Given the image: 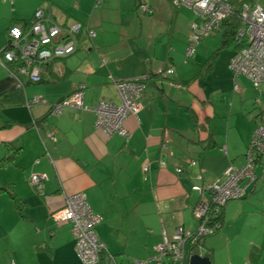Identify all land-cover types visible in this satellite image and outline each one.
Listing matches in <instances>:
<instances>
[{"label": "crops", "instance_id": "crops-1", "mask_svg": "<svg viewBox=\"0 0 264 264\" xmlns=\"http://www.w3.org/2000/svg\"><path fill=\"white\" fill-rule=\"evenodd\" d=\"M10 1L12 8L7 0L0 3V50L8 29L30 22L44 6H51L57 23H80L95 37L84 31L76 53L60 62L62 77L45 73L41 83L24 80L18 87L0 65V160L8 148L16 150L12 163L0 167V187H10L22 202L21 216L11 199L0 193V264H82L74 251L70 225L52 216L64 206L65 196L77 192L101 217L95 228L106 248L100 264H141L153 257V247L163 237L171 239L179 227L194 232L192 210L199 196L193 186L220 179L229 166H243L252 133L264 123L263 109L248 101L247 86L217 87L216 50L207 57L210 68L198 66L192 73L177 67L180 60L171 51L175 25L167 45L159 44L160 50H167L160 56L152 36L141 41L140 29L137 40L136 33L128 34L126 21L109 22L110 13L121 12L112 9L113 0ZM142 1L134 0L136 9L144 5L150 12H143L153 17L167 13L172 24L184 9L175 10L171 0H160L154 10L152 0L150 5ZM191 13L190 24L196 19ZM117 30L119 37H115ZM188 39L189 35L185 48ZM210 43H205L208 50ZM231 47L230 58L236 52L235 45ZM169 67L173 75L152 79L155 84L146 88L137 115L124 120L127 140L107 136L95 127L93 111L99 101L120 104L117 81L143 78ZM168 79L170 83L164 82ZM79 84L86 86L83 105L89 110L65 108L58 117L50 115V105L69 96ZM34 95L46 104L27 107L26 101ZM146 161L149 172L144 178ZM35 173L45 176L42 194L29 181ZM256 228L264 237V181L249 184L241 200L226 204L221 231L201 241L199 255L209 257L211 264H236L235 252L240 253L237 264H261L264 249L248 234ZM107 254L113 257L109 261Z\"/></svg>", "mask_w": 264, "mask_h": 264}, {"label": "built area", "instance_id": "built-area-1", "mask_svg": "<svg viewBox=\"0 0 264 264\" xmlns=\"http://www.w3.org/2000/svg\"><path fill=\"white\" fill-rule=\"evenodd\" d=\"M6 1V0H2ZM101 0L98 1V3ZM174 8L191 10L196 19L190 24V35L186 48L187 58H192L198 44L212 32H216L220 24L230 15L237 12L239 28L236 39L238 48L232 57L229 68L235 76L245 75L260 88L264 95V0H171ZM237 5V6H236ZM146 11H150L142 5ZM82 31L89 38L95 32L84 28L80 23L62 25L53 18L51 6H44L34 12L29 27L21 28L13 25L8 29L7 42L0 50V65L23 87L24 80L39 83L43 80L45 68L61 75V67L56 62L76 50L78 36ZM160 72V70H159ZM173 68L165 70L164 76L171 75ZM137 80L115 83L120 99L116 105L109 100H101L94 108L95 127L107 136L117 135L125 140L129 132L124 128V120L128 116H136L141 108L140 100L145 94L144 85ZM85 86L79 84L76 89L63 100L50 105L49 113L58 117L65 108L89 110L83 105ZM237 88L235 87L234 90ZM46 104L41 97L34 95L25 105L31 107ZM51 137V134H47ZM252 149L264 151V127H258L252 134ZM144 178L149 172L146 161L142 166ZM264 177V166H263ZM45 176L32 174L30 183L37 191H42ZM253 158L250 150L246 154V165L240 169L230 166L225 169L223 179L203 186H193L198 192V200L193 207V218L198 225L194 232L186 233L181 227L171 239L163 240L153 247L154 256L140 261L141 264H182L186 258L185 244L189 238L213 235L219 228L218 217L226 204L245 196V190L254 182ZM56 222L69 223L74 238V251L82 264H99L105 246L97 238L94 229L101 222V217L92 212L82 192L65 196L64 206L52 214ZM115 264V263H111Z\"/></svg>", "mask_w": 264, "mask_h": 264}, {"label": "rangeland", "instance_id": "rangeland-1", "mask_svg": "<svg viewBox=\"0 0 264 264\" xmlns=\"http://www.w3.org/2000/svg\"><path fill=\"white\" fill-rule=\"evenodd\" d=\"M122 1L123 2H120L119 0H113L112 1V4H111L112 9L113 10L118 9V10H121V12H120V14H116L115 12L110 13L111 16L109 17L110 18L109 22L117 24L119 19H121V22L124 24V21H126V23L128 24L127 25L128 34H129V32H130V36H134L135 33H136V36L140 34L141 35V38H140L141 41H147V39H146L147 35L152 36L154 42L157 44L158 54L160 56H162L163 53L166 52L167 50H166V47H163L160 50L161 45H159V44L161 43L163 46L167 45L169 31L172 28V25L173 26L175 25V30H177V34H176L177 36L171 43L172 44L171 45L172 46L171 51L173 54L172 57H175L176 60H180V63L176 64L177 67L182 65L188 71H192V73L193 72L196 73L198 70L197 69L198 66H200V67L205 66L206 67L207 57L210 54H212L214 50H216L217 51V59L215 61L214 66H216L215 72H217V87L221 88L222 90L228 88L229 85L233 87L232 82L230 81V80H232L233 72L229 68V62L232 59L230 57L234 53L233 47L227 46V47L220 48L221 36H220L219 32H212L210 34V36L205 38L206 40L205 39L202 40L198 44V46L199 45L200 46L198 49L196 48V51L194 52V56L190 59V58H187L186 51H185L186 48L183 46H185V44H186V40H185L186 36L190 35V20H188L187 18L190 19L193 16L191 11L186 10L184 8L181 12H179L177 14V20H175L174 21L175 23L172 24V21H171L172 16H170L167 13H164V14L157 13V15L155 17H153V15L145 14L143 12V8L141 6H138V8L136 9V5H135L134 0H122ZM143 1H144V4L150 5V3H149L150 0H143ZM7 2H8V7L12 8L13 5L11 4V1L7 0ZM152 2L153 3H151V6L155 10V4L160 5V0H152ZM0 3L3 4L2 1ZM173 9H175V8L173 7ZM156 17H157V19H156ZM140 29L142 32L140 31V33H139ZM96 35H97V33H96ZM111 36H113V35H111ZM119 36H121V32H119L117 30L115 37H119ZM138 38L139 37L137 36L136 39L138 40ZM203 41H205V42H203ZM206 41L212 42V44L210 43V46L212 47L211 50L207 49V47L205 45ZM178 55H180V56H178ZM177 57H178V59H177ZM240 77H242V78L239 79ZM240 77H238L235 80V84L237 85V87H239V89H242L244 87V85H246L247 86V88H246L247 92L250 94V97L248 96V101L255 105V109H259V108L261 109L262 108L263 112H264V98L260 94V89L259 88L255 89L253 82L247 76L242 75ZM240 80L243 81L244 84L240 83ZM164 82L170 83V80L168 79ZM174 88H177V87H174ZM243 98H246V95H243ZM262 120H264V116H263ZM263 163H264V154L262 156L261 162L258 163V165H257L258 166V169H257L258 174H260L261 169H263V166H264V165H262ZM256 177H258L256 182L264 181V178H259V176H257V175H256ZM231 201H238V200H231ZM254 221H255V219H252V221H250V222L255 223ZM196 223H197V221H196ZM197 225H198V223H197ZM197 225H196V228H197ZM256 226L262 227V224L257 223ZM259 232H260V230L258 228H256L253 231L251 230V232L249 230L248 231L249 238H251V240L254 243H256L261 249H264V237L262 236V233L259 234ZM251 240H249V241H251ZM232 253L234 254L232 259L237 264L238 261L240 260L239 259L240 253H236V254H235V252H232ZM262 253H263V260H264V251ZM260 263L264 264V261H260Z\"/></svg>", "mask_w": 264, "mask_h": 264}, {"label": "trees", "instance_id": "trees-1", "mask_svg": "<svg viewBox=\"0 0 264 264\" xmlns=\"http://www.w3.org/2000/svg\"><path fill=\"white\" fill-rule=\"evenodd\" d=\"M139 6V5H138ZM237 6V5H236ZM176 10H177V8H175ZM150 12V11H149ZM196 16V15H195ZM197 18V17H196ZM31 22H32V20L30 21V22H23L22 23V25H20V27L21 28H27V27H29L30 26V24H31ZM239 20H238V18H237V12L235 11L234 13H233V15H230L227 19H225L221 24H220V26L218 27V30H216V32H219L220 33V36H221V40H220V48H223V47H227V46H233V45H235V48L237 49L238 48V43H237V39H236V34H237V30H238V28H239ZM84 32L82 31V33L78 36V39H77V47H76V50L74 51V52H72L71 54H69V55H66L64 58H62V59H59V60H57L56 62L58 63V65H60V62L62 61V60H64V59H66L67 57H69V56H72V55H74L75 53H76V51H77V49H78V46H79V43H80V38H81V35L83 34ZM210 36V35H209ZM208 37V36H207ZM206 38V37H205ZM204 38V39H205ZM203 39V40H204ZM202 41V40H201ZM193 56H194V54H193ZM192 56V57H193ZM191 59V58H190ZM211 60V59H210ZM209 60V61H210ZM207 62V68H210L211 67V65H212V61L211 62ZM229 64H230V62H229ZM167 68H162L161 70H160V72H158V73H156V74H151V75H148V76H146V77H143V78H139L138 79V82L137 81H134V82H137V83H141V84H143L144 85V88H145V92H146V88L148 87V86H150V85H152V84H155V81L154 80H152V79H156V78H160V79H163V78H169L170 76H172L173 75V72H172V74L171 75H168V76H164V72H165V70H166ZM174 71V70H173ZM45 73H52V74H54L53 72H52V68L50 67V68H48V67H46L45 68V71H44ZM55 75V74H54ZM57 76V75H56ZM63 76V72H62V70H61V75H60V77H62ZM240 76H242V75H239V76H235L234 74H232V81H233V88H237V85L235 84V80L238 78V77H240ZM58 77V76H57ZM135 80H137V79H135ZM43 80H41L39 83H41ZM117 82H120V81H117ZM33 84H38V83H33ZM82 85H84V84H82ZM85 86V85H84ZM85 88H86V86H85ZM85 88H84V93H85ZM254 88L255 89H258L257 87H255L254 86ZM260 89V88H259ZM116 90V89H115ZM260 94H261V92H260ZM144 96V95H143ZM142 96V97H143ZM261 96L264 98V95H262L261 94ZM68 97V96H67ZM84 97V96H83ZM66 98V97H65ZM64 99V98H63ZM63 99H61V100H63ZM60 100V101H61ZM110 101V100H109ZM59 102V101H58ZM98 104V103H97ZM97 104H96V106H97ZM95 106V107H96ZM258 127H264V123H260V124H257L256 125V127H255V129H254V131L258 128ZM253 131V132H254ZM253 134V133H252ZM251 139H252V136H251ZM251 139H250V143L248 144V147H247V151H246V154H247V152H248V150H250V152H251V155H252V158H253V171H254V173H255V180H254V182H252L253 184L256 182V180H257V178L258 177H256V175L257 176H259L260 178H264L263 177V174H262V172H263V169H261V173L260 174H258L257 172H256V166L258 165V163H260L261 162V159H262V156H263V154H264V151L263 152H260V151H257V150H255V149H252V146H251ZM7 148H8V146H7ZM15 154H16V150H13L12 148H8L7 149V153L5 154V156H3V158L0 160V167H5V166H7V165H9L10 163H12V160L14 159V156H15ZM245 157H246V155H245ZM246 165V158H245V163H244V165L243 166H245ZM262 165H264V163L262 164ZM243 166H241V167H239V168H237V169H240V168H242ZM230 167V166H229ZM228 168V167H227ZM236 168V167H235ZM225 171V170H224ZM177 172H180V169H177ZM224 173V172H223ZM30 178H31V176H30ZM30 178H29V181H30ZM221 179H223V174H222V177L220 178V179H217V180H221ZM216 181V180H215ZM214 182V181H213ZM251 183V184H252ZM43 185H44V182L42 183V191L41 192H39V191H37L36 190V188L35 187H33L32 185V188L38 193V194H42L43 193ZM207 185V184H206ZM198 186V185H197ZM199 186H201V185H199ZM195 192H197V190H194ZM0 193H3V194H5V195H7L10 199H11V201H12V203H13V205H14V207H15V209L17 210V213H19L21 216H22V214H21V207H22V202H21V200L12 192V190L10 189V187L8 188V187H0ZM198 193V192H197ZM199 198V197H198ZM242 199V198H241ZM238 200H240V199H238ZM197 202V201H196ZM196 202H195V204H196ZM194 204V205H195ZM194 207V206H193ZM192 212H193V210H192ZM218 220H219V228L215 231V233L217 232V231H219L220 230V228L222 227V212L220 213V215H219V217H218ZM67 224H69V223H67ZM100 224V223H99ZM70 225V224H69ZM97 227V226H96ZM95 227V228H96ZM70 229H71V225H70ZM94 232H95V229H94ZM96 234V233H95ZM73 236V235H72ZM211 236V235H210ZM206 237H208V236H206ZM206 237H201V238H196V240L195 241H193V239L192 238H189L188 240H187V242H186V244H185V246H186V248H185V254H186V258L188 257V256H192V255H195V254H199V245L201 244V241L204 239V238H206ZM73 241H74V238H73ZM106 249V248H105ZM153 253H154V251H153ZM104 254V253H103ZM102 254V255H103ZM102 255L100 256V259H99V264L101 263V261H102V259L103 258H101L102 257ZM154 256V255H153ZM113 257H111L110 255H108L107 254V259H108V261L110 260V259H112ZM209 258V257H208ZM104 260V259H103ZM112 262H110L109 264H111ZM177 264H179V263H177ZM182 264H187V262L185 261V262H183Z\"/></svg>", "mask_w": 264, "mask_h": 264}, {"label": "water", "instance_id": "water-1", "mask_svg": "<svg viewBox=\"0 0 264 264\" xmlns=\"http://www.w3.org/2000/svg\"><path fill=\"white\" fill-rule=\"evenodd\" d=\"M188 264H211V261L207 256L195 254L190 256Z\"/></svg>", "mask_w": 264, "mask_h": 264}]
</instances>
